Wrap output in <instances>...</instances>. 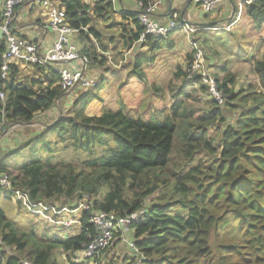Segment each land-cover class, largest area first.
<instances>
[{
    "label": "trees",
    "instance_id": "obj_1",
    "mask_svg": "<svg viewBox=\"0 0 264 264\" xmlns=\"http://www.w3.org/2000/svg\"><path fill=\"white\" fill-rule=\"evenodd\" d=\"M132 1L145 7L156 0ZM60 5L71 29L87 30L76 35L83 39L79 52L97 69L107 66L99 54L110 46L117 49L115 41L106 40L98 30V21H112L105 29H118L117 40L124 49L143 32L137 14L115 12L112 0H61ZM243 13L254 31L263 30L264 0H253ZM117 16L119 22L114 20ZM171 34L156 41L145 38L141 44L145 54L130 58L132 75L145 80L142 66L153 62L151 56L174 49ZM4 50L2 39L0 67ZM184 56L188 64L193 52ZM202 56L223 95L221 107L211 100L214 108L202 115L189 110L191 96L185 86L199 87L208 96L207 89L198 77L190 84L181 66L172 75L184 82L171 95L174 102L167 110L153 109L139 118L106 106L99 116L86 114L92 102L102 103V78L94 90L82 92L76 87L73 92L80 90L79 94L64 96L59 77L50 68L32 66L45 78L29 82L18 77L16 66L10 67L6 80L0 72V128L17 123L40 126L0 162V174L32 201L89 207L80 214L79 229L54 236V228L47 225L39 231L35 222L26 226L12 208L7 210L11 194L0 188V264H78L76 254L95 236L89 223L92 215L123 217L141 209L147 216L127 233L136 252L122 244L117 233L99 264L118 245L125 246L126 251L120 249L122 258L110 255L107 264H264V52L252 60V55L243 58L251 65L248 75L254 77L246 83H237L236 75L229 74L230 61L221 68L219 53L211 56L203 49ZM55 108L63 112L61 116L40 123L37 118ZM199 154L209 163H195Z\"/></svg>",
    "mask_w": 264,
    "mask_h": 264
},
{
    "label": "built area",
    "instance_id": "obj_2",
    "mask_svg": "<svg viewBox=\"0 0 264 264\" xmlns=\"http://www.w3.org/2000/svg\"><path fill=\"white\" fill-rule=\"evenodd\" d=\"M29 0H5L0 18V30L2 31L5 50L2 54L3 63L0 67L1 79L6 80L11 66H38L50 68L59 77V85L64 93V96L70 95L76 87H80L83 92L94 90L97 86V80L88 78L83 75L84 69L91 64L90 60L80 55L79 49L73 41V37L79 31L86 32V29L79 31L71 29L66 23V14L64 9L55 2V0H30L33 5L45 11L48 27L51 31L57 34V39L53 42L49 49H42L36 42L27 41L18 37L13 28L15 18V9L22 6ZM61 1V0H58ZM114 3V0H112ZM165 0H156L150 2L147 6L137 5V21L143 32L139 35L129 48L125 49L120 60L115 63L110 54L106 56L107 66L119 69L125 65L131 56L141 51V44L145 42L146 37H151L153 40L166 39L173 32H183L188 37L195 34L198 30L181 22L179 13L172 9L168 16L166 24H161L156 20V14L159 12ZM225 0H190L197 5L201 13L209 16L216 11V8ZM253 2V0H242L236 5V12L232 20V24H236L242 16L244 7ZM116 12V11H115ZM232 24L226 23L219 27H214L216 31L229 32ZM190 47H194L191 51L193 56L185 67L186 80L193 84V80L198 77L201 84L207 89L209 98L216 103L218 107L223 104V95L217 89L214 78L203 67V56L201 49L195 43ZM138 55V54H137ZM78 62L76 66L66 67L65 64ZM66 68H62L61 66ZM59 66V67H58ZM3 99V94H0ZM5 129V128H4ZM0 128V132H4ZM0 188L7 190L11 194L12 201L19 203L25 211L31 216L37 217L42 215L47 225H54L56 220L57 233H63L73 227L79 229L80 214L88 211L89 207L84 203H79L76 208L71 209L67 206H62V203L46 204L41 200L32 201L26 192L20 189H12L9 178L5 174H0ZM63 215L71 218V221L60 220ZM147 216L146 209H141L126 216H117L114 213H99L91 216L89 223L94 227L95 236L88 244L83 245L82 251L76 254L74 262L80 264L81 261H91L98 259V264L102 253L109 246L115 234H121V243L126 244L129 249L136 252L132 240L128 238L130 226L142 222ZM64 230H63V228ZM52 228V227H51ZM56 228V227H53ZM60 235V234H59ZM65 237V236H64ZM23 264H32L29 261H22ZM96 264V261H95Z\"/></svg>",
    "mask_w": 264,
    "mask_h": 264
},
{
    "label": "rangeland",
    "instance_id": "obj_3",
    "mask_svg": "<svg viewBox=\"0 0 264 264\" xmlns=\"http://www.w3.org/2000/svg\"><path fill=\"white\" fill-rule=\"evenodd\" d=\"M55 2L58 5L60 3V1H58V0H55ZM191 10L194 13V15L186 13L184 16L186 19H188L189 22L198 23L199 21H203L205 23H209V22H211V19L213 18L212 14H210L209 16L204 15L205 17H203L201 11L199 9H197L196 7H192ZM181 11H180V13H181ZM180 13H179V16H180ZM242 14H244V13H242ZM114 20L116 22L120 21V19H118V18H116ZM248 21L251 23V21L249 19H248ZM98 22H101V21H98ZM111 22H109L107 24L98 23L97 25H98V30L100 32L104 33L106 40L113 39V41H115L117 49L115 51H113L112 48H109V51H111V53L113 54V55L110 54L113 61L115 63H117L120 60V57H119L120 51H122V50H120V47H119V46H121V43L117 40L118 29H116V28L105 29L106 26L108 27V26H110V24H112ZM229 24H232V22ZM251 25H252V23H251ZM216 27H219V26H216ZM234 27L232 28V26H231L232 29H230V30H232V31H229V32L236 33ZM252 27H253V25H252ZM194 29H196L198 31L193 35V37H192V35H189L187 37L185 35V33H183V32H174L173 34L170 35L171 36L170 40L174 44V49L172 51L164 50V51H161L159 53H155L154 55L151 56L154 59L153 62L150 64H146V65L142 66V72L145 76V80L142 82H140V81L137 82L138 77H133L135 80H133V78L131 77L132 76V73H131L132 72V66H133L132 60L137 57V54L144 55L145 49L138 51V53H135L134 56H131V58H133V59H130L125 65H122L120 70H117L115 68L113 69L110 66H104L103 68H101L99 74L95 76L97 83L99 84V79L103 77L102 73L103 74L107 73V78H108V82H110V84H109L110 86H108V90L106 88L107 91L105 90V88H103L99 93L102 96V103L98 102L99 104H97V103L95 104V101H94V103H91V105L89 107L93 108V110L90 109L91 111L89 110L87 112V109H86V111H85L86 114L88 116H99L100 115L99 112H101L103 106H107L108 108H112L114 110L116 103H118V109L123 110V112L125 114H129L133 118H139L141 116L144 117V115H147L148 113L150 115L151 114L150 111H152L153 109H155V111H161L162 109L167 110L169 108L170 104L174 102V100H171V95L175 94V92L177 91V88L182 87L184 84V82L181 79L180 80L179 79H173L172 75L174 74V72L178 66H181V68H183V70L185 69V67L187 66V63L185 62L184 54L189 53L194 49V47H190L192 43H195L197 46H199V44H197L196 41H198V43L201 44L199 46L201 48V52L203 49H206L208 54H211V56L213 54H216V52H217L221 56L222 55L224 57L228 56L230 58L229 74L232 73V74L236 75L237 83L241 82V77L243 75H246V77H250L251 82H252V80H254V77L252 75L251 76L248 75L249 70H251V68H250L251 65L249 64V62L247 60L243 61L240 59V57L243 55H235L232 53L234 51L236 53H241V52L246 53L247 51H245V49L247 50V47H246L247 45H245L244 42H247L248 38L246 40L245 37H242L243 35L242 36H240V35L237 36V35H232V34L228 35L226 33H229V32L225 33L224 31H216L213 28H194ZM250 33L251 32H249V34ZM255 33L256 34H263L264 28H263V31H261V32L255 31ZM245 34H247V33H245ZM263 36H264V34H263ZM221 39L229 40L231 43L234 42L233 46H235V47H236V45H234V44L238 43L239 45L242 46V49L231 47L232 52H228V49L226 47L227 42L222 43L220 41ZM258 48H261V47H258ZM258 48H255L256 57L261 54V53L260 54L258 53V52H260L258 50ZM124 50L125 49H123L122 54H123ZM251 52H253V51H251ZM201 55H202V53H201ZM253 56H254V54H252L251 60L253 59ZM203 60L205 61L204 58H203ZM206 64L207 63H204V62L202 63V65L205 69H206ZM249 65H250V67H249ZM223 67H224V65L221 66V68H223ZM114 70H117V72H114ZM247 71H248V73H247ZM256 83H257L256 81L253 82V84H255V87H256ZM185 87H186L185 90H187V92L191 96V99H190V101H188L187 105H189L190 111L191 110L195 111V115L205 114V113L209 112L212 108H214L211 104V99L209 98V96H207L205 93H202L200 91L199 87H193L190 85L185 86ZM79 88H76V89H79ZM155 90H158V92H155ZM75 91L77 93L73 92V94H79L80 93V90H75ZM262 92L264 93V90H262ZM102 93L106 94V96H104V94H102ZM63 111H66V106L63 108ZM145 120H148V117H146ZM226 122L232 123V121L230 122V119H227ZM219 130H222V126L218 129V131ZM5 131H7V128L4 129V132ZM20 132H21V129L18 128L14 134L18 135ZM6 133H8V132H6ZM208 133L211 134V136H215V134H216L215 130H212V129H209ZM26 153H27V151H26ZM26 153L24 152L23 156H27ZM199 160H204L205 163H209V161H207L205 156H203L202 154L201 155L199 154V156L196 157L195 163H197ZM16 201L17 200L12 201V203L8 204L9 206H8L7 210H10L12 208L13 215L15 214L16 217H19V219L21 218L22 222H24L23 224L26 226L33 225L35 222L34 226L39 231L46 228V226H47L46 222H48V221L45 222L42 215H37V217H35V216H31L29 214H26L24 212L25 209L15 205V204H17ZM2 203H4V200ZM25 214L28 216H26ZM16 217L13 216L11 219H18ZM51 219H52V221H54V225L50 226V228L51 227L52 228L56 227V228H54V231H52L51 229L50 230H51V232H53L52 234L54 236H58L61 233H57V229H58L57 227H60V226L56 225V222H57L56 220H54L53 218H51ZM60 220L69 222V221H71V218H69V215L68 216L63 215ZM18 222L21 223L20 221H18ZM63 230H64V228H63ZM120 249L125 250V246L124 245H120V246L118 245V246L113 247L111 254L108 253L106 256H104L102 258L101 264H107V262L110 260V255H111V258H115L116 260H120L119 258H122V252ZM63 261H64V257L61 256L60 262L62 263ZM95 261H96V264H98V259L91 260V261H81L80 264H95Z\"/></svg>",
    "mask_w": 264,
    "mask_h": 264
},
{
    "label": "crops",
    "instance_id": "obj_4",
    "mask_svg": "<svg viewBox=\"0 0 264 264\" xmlns=\"http://www.w3.org/2000/svg\"><path fill=\"white\" fill-rule=\"evenodd\" d=\"M4 1L5 0H0V18H1V13L3 10ZM83 1L87 2L89 0H83ZM232 1L234 2L235 5H237L242 0H232ZM113 4H114L115 11L118 13L121 12L122 9H125L128 11H133V12L137 11V5L132 0H121V2L114 0ZM168 4H170L171 8L174 9L177 13H180L181 10H185L184 16L186 13L194 15V13L191 10L192 7H196L197 9H199V7L197 5H195L192 2L188 3L187 0H165L163 2L162 7L160 8L159 12L156 14V20L161 24H166V22L168 21V15H167ZM216 10L217 11L214 12V14H212L213 18L211 19V22L205 23L203 21H199L196 24H206V25L218 24V26H222V25L226 24V20H228V18L231 15V6H230L228 0H225L224 2H222L216 8ZM203 17H205V16L203 15ZM116 18L119 19V16H117ZM184 19H185V21L189 22L188 19H186L185 17H184ZM239 20L240 21H238L236 24L232 25V28L235 26L234 28H235L236 33H233V32H229V33L225 32V33L228 35L229 34L237 35V36L243 35L242 37H245L246 40L248 38L247 42H244L245 45H247L246 46L247 52L246 53H244V52L236 53L235 51L232 52L231 47L236 48L235 46H233L234 42L231 43L229 40H223V39H221L220 41L222 43L227 42L226 47L228 49V52H232L235 55H243L240 57L241 60L246 61L243 58L244 57L247 58L246 56L249 57L252 54H254V56H253V59H254V58H256L255 48L261 47V48H258V50L260 51V52H258L259 54L264 52V36H263L264 33L263 34H256L251 23L248 21V19L245 17L244 14H242V16ZM99 23L102 24L101 22H99ZM190 23H195V22H190ZM13 28L15 30V34L18 37L23 38L27 41L36 42L39 46H41L42 49H49L52 46L53 42L57 39V34L53 31H51L50 28L48 27V20H47V16H46L45 11H43L42 9L33 5L32 2H30V0L25 2L22 6H20L19 8L16 9L15 18L13 21ZM230 31H232V30H230ZM261 31H263V30H261ZM249 32H251L252 34L251 33L249 34ZM245 33H247V34H245ZM75 38H77V39L75 40ZM78 38L79 37L74 36L73 41H74L75 45L77 46V48L79 50H81V48L83 47L81 44V43H83L82 42L83 39L78 40ZM119 47H120V50L123 51L124 48L122 47V43H121V46H119ZM109 48H112V46H110ZM141 50H144V48H142ZM122 51H120V56H119L120 58L122 57ZM251 51H253L254 53ZM107 52L104 54H112L111 51H109V49ZM139 55H141V54H138L137 56H139ZM99 56H102L106 59V56L103 55L102 53H100ZM227 61H230V58L228 56L224 57L222 55L221 66L225 65L227 63ZM77 64H79V63L73 62V63L65 64V66L73 68ZM91 65L84 69L83 75L88 77V78L96 79L95 76L99 74L101 68L97 69L95 66H91ZM65 66L62 65L61 67L66 68ZM249 67H250V65H249ZM117 70H120V68ZM117 70H114V72H117ZM247 73H248V71H247ZM102 76H103L102 80H101L102 84L104 85L105 90H106V88L108 90V86H110L109 85L110 82H108L107 73H104V74L102 73ZM18 77L24 78V80H27V82H29V81L37 80L38 79L37 77L44 79L45 75L38 73L32 66L27 65L25 67L24 66H18ZM131 77L133 78L136 76L132 75ZM133 80H135V79L133 78ZM137 80H138L137 82L140 81L139 79H137ZM249 80H250V77L246 78V75H243L241 77V83H246ZM140 82H142V81H140ZM102 94H104V93H102ZM100 96H101V94H100ZM104 96H106V94H104ZM101 99H102V96H101ZM92 103H94V102H92ZM96 103L99 104L98 102L95 101V104ZM115 105L116 106L114 107V110H117L118 109V103H116ZM90 109L93 110V108L88 107L87 112ZM61 112L56 110V108L51 109L44 114L46 117L37 118V119H39L40 123H42V122L47 123V121L51 122L56 117H60V115L63 113V112L62 113ZM12 126H14V125H12ZM34 127H38L39 128L38 131L40 130L39 124L30 123V124H23L21 126L16 125V128L14 127L10 131H5L8 133H3V131H2V133H0V162L4 161V159L8 153L10 154L11 152L16 151L22 142H24L25 140H27V138H29L30 136L33 135V128ZM18 128L21 129V132L18 135L17 134L15 135L14 133H15V131H17Z\"/></svg>",
    "mask_w": 264,
    "mask_h": 264
},
{
    "label": "water",
    "instance_id": "obj_5",
    "mask_svg": "<svg viewBox=\"0 0 264 264\" xmlns=\"http://www.w3.org/2000/svg\"><path fill=\"white\" fill-rule=\"evenodd\" d=\"M118 2H121V0H117ZM188 3L190 2V0H187ZM230 6H231V15L230 17L228 18V20H226V23H230L232 20H233V17L235 15V12H236V5L234 4V2L232 0H228ZM129 12H133V11H129ZM172 12V8H171V5L168 4V7H167V15L169 16ZM184 13H185V10H182L181 13H180V20L181 22L185 23L186 25L188 26H191V27H195V28H214L216 26H218V24H196V23H190V22H187L184 20ZM3 39V35H2V31L0 30V40ZM16 125H23L22 123H18V124H15L14 126H11L9 128H7V131H10L11 129H13L14 127H16ZM6 133V132H4Z\"/></svg>",
    "mask_w": 264,
    "mask_h": 264
},
{
    "label": "clouds",
    "instance_id": "obj_6",
    "mask_svg": "<svg viewBox=\"0 0 264 264\" xmlns=\"http://www.w3.org/2000/svg\"><path fill=\"white\" fill-rule=\"evenodd\" d=\"M231 22H232V21H231ZM231 22H230V23H231Z\"/></svg>",
    "mask_w": 264,
    "mask_h": 264
}]
</instances>
